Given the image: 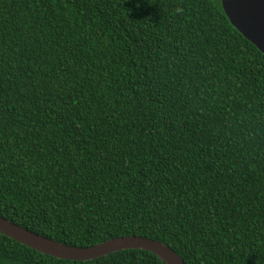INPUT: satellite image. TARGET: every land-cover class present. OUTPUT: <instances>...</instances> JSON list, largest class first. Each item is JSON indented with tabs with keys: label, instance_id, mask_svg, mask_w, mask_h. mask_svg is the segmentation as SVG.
<instances>
[{
	"label": "trees",
	"instance_id": "16d2710c",
	"mask_svg": "<svg viewBox=\"0 0 264 264\" xmlns=\"http://www.w3.org/2000/svg\"><path fill=\"white\" fill-rule=\"evenodd\" d=\"M0 216L70 246L137 235L186 264H264V52L221 0H0ZM0 264L166 263L0 233Z\"/></svg>",
	"mask_w": 264,
	"mask_h": 264
},
{
	"label": "water",
	"instance_id": "95a60500",
	"mask_svg": "<svg viewBox=\"0 0 264 264\" xmlns=\"http://www.w3.org/2000/svg\"><path fill=\"white\" fill-rule=\"evenodd\" d=\"M221 3L231 23L264 52V0H221ZM0 233L59 259L92 260L120 250L142 249L156 254L166 264H186L170 246L143 236H120L93 246L77 247L38 234L3 216Z\"/></svg>",
	"mask_w": 264,
	"mask_h": 264
},
{
	"label": "clouds",
	"instance_id": "9594fccd",
	"mask_svg": "<svg viewBox=\"0 0 264 264\" xmlns=\"http://www.w3.org/2000/svg\"><path fill=\"white\" fill-rule=\"evenodd\" d=\"M176 11H177L178 13H182V12H183V9H182V8H177Z\"/></svg>",
	"mask_w": 264,
	"mask_h": 264
}]
</instances>
